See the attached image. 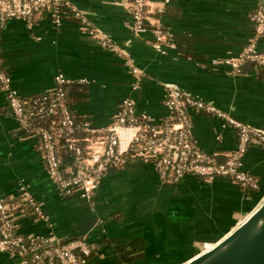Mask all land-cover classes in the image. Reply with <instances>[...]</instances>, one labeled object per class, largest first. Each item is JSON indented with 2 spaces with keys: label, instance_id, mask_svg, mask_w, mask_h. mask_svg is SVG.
Instances as JSON below:
<instances>
[{
  "label": "crops",
  "instance_id": "crops-1",
  "mask_svg": "<svg viewBox=\"0 0 264 264\" xmlns=\"http://www.w3.org/2000/svg\"><path fill=\"white\" fill-rule=\"evenodd\" d=\"M71 1L115 47L102 45L73 17L58 27L46 15L30 27L11 18L0 32V60L22 97L52 90L59 71L71 79V112L94 129H80V137L101 133L125 96L133 98L136 112L162 122L168 82L264 127V67L245 62L233 71L212 63L236 55L250 40V15L264 0H168L161 20L174 44L164 52L152 46L149 31H131L128 0ZM257 47L264 49V34ZM120 49L142 70L138 88L132 87L134 76ZM189 118L190 135L201 149L224 157L236 146L235 128L221 126L218 116L189 109ZM242 166L258 178V188L247 191L226 176L192 174L170 183L151 161L131 159L107 169L88 198L62 195L47 173L38 138L20 134L0 90V194L15 201L24 184L49 219L25 205L17 209V231L59 240L84 237L92 245L88 264H179L201 250L200 244L213 245L264 197V144L251 141ZM19 259L0 250V264H20Z\"/></svg>",
  "mask_w": 264,
  "mask_h": 264
},
{
  "label": "built area",
  "instance_id": "built-area-1",
  "mask_svg": "<svg viewBox=\"0 0 264 264\" xmlns=\"http://www.w3.org/2000/svg\"><path fill=\"white\" fill-rule=\"evenodd\" d=\"M167 1L161 0L163 4L151 7L148 0L127 1L131 31L134 34L149 31L151 44L159 52L174 44L172 31L161 20ZM43 15L48 16L54 27H58L64 17H73L102 45L116 46L71 0H0V32L8 19L19 18L30 27ZM250 19L253 35L240 52L213 58L212 63H226L233 71L239 70L245 62L264 67V49L257 47V39L264 34V4L252 11ZM118 55L134 76L132 87L138 88L142 70L133 65L126 51L120 49ZM70 81L59 71L54 75L52 90L22 97L11 85L0 60V90L5 93L6 105L18 129L38 138L47 173L62 195L78 192L88 198L107 169L131 159L151 161L160 178L170 183L192 174L203 179L226 176L247 191L258 188V178L243 168L242 156L251 141L264 144V127L244 122L216 104L168 82L163 97L168 111L162 122H153L145 112H136L133 98L125 96L101 133L80 137L76 125L82 130L94 129L86 120L76 124L63 88ZM189 109L218 116L221 126H233L237 133L234 149L224 157L201 149L190 135ZM57 136L64 138V145L70 150L65 158L58 154ZM19 190L15 201L0 194V250L18 256L20 264H88L92 245L84 237L59 240L52 234L17 231V209L24 211L25 205L31 214L49 223L29 189L21 183Z\"/></svg>",
  "mask_w": 264,
  "mask_h": 264
},
{
  "label": "water",
  "instance_id": "water-1",
  "mask_svg": "<svg viewBox=\"0 0 264 264\" xmlns=\"http://www.w3.org/2000/svg\"><path fill=\"white\" fill-rule=\"evenodd\" d=\"M179 264H264V197L234 227Z\"/></svg>",
  "mask_w": 264,
  "mask_h": 264
},
{
  "label": "trees",
  "instance_id": "trees-1",
  "mask_svg": "<svg viewBox=\"0 0 264 264\" xmlns=\"http://www.w3.org/2000/svg\"><path fill=\"white\" fill-rule=\"evenodd\" d=\"M71 83H72V81H70V82H68V83H65V84H64V87H63L64 90H65V100H66V101H67V99H68L67 88H68V86H69ZM74 118H75V116H74ZM78 120H79V119L75 118V122H76V124L79 123ZM19 131H20V134H22V135L27 134V132L24 131L23 129H19ZM79 131H80V129H79V127L76 125V133L78 134V136H79V134H80ZM64 142H65V140H64L63 137H59V136H57L58 154H59L62 158H65V157H67V156L70 154V150H68V149L65 147Z\"/></svg>",
  "mask_w": 264,
  "mask_h": 264
},
{
  "label": "rangeland",
  "instance_id": "rangeland-1",
  "mask_svg": "<svg viewBox=\"0 0 264 264\" xmlns=\"http://www.w3.org/2000/svg\"><path fill=\"white\" fill-rule=\"evenodd\" d=\"M200 248H201V250L206 248V246L204 245V243L203 244H200Z\"/></svg>",
  "mask_w": 264,
  "mask_h": 264
},
{
  "label": "bare ground",
  "instance_id": "bare-ground-1",
  "mask_svg": "<svg viewBox=\"0 0 264 264\" xmlns=\"http://www.w3.org/2000/svg\"><path fill=\"white\" fill-rule=\"evenodd\" d=\"M212 246V245H211ZM211 246H209V247H211Z\"/></svg>",
  "mask_w": 264,
  "mask_h": 264
}]
</instances>
